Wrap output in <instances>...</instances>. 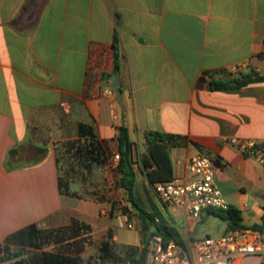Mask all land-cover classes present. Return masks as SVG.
<instances>
[{"label":"crops","instance_id":"crops-1","mask_svg":"<svg viewBox=\"0 0 264 264\" xmlns=\"http://www.w3.org/2000/svg\"><path fill=\"white\" fill-rule=\"evenodd\" d=\"M251 72L264 74V0H0V264H45L39 234L64 236L72 228V242L81 245L96 233L108 203L73 184L74 195H62L57 148L72 140V153L83 159L78 149L94 141L105 163L85 162L87 170L107 166L118 154L121 126L133 143L134 167L149 154L148 132L184 137L170 148L172 176L188 174L190 157H210L245 230L260 225L264 165L228 141L250 140L264 150V81L232 91L209 86ZM114 74L120 94L109 86ZM27 146L40 150L38 157L10 169L11 151ZM140 176L147 177L144 169ZM158 212L184 245L202 238L184 213L163 204ZM119 232L112 240L123 251L115 253L143 248L140 230ZM212 233L205 237L222 234ZM231 264H264V256Z\"/></svg>","mask_w":264,"mask_h":264},{"label":"trees","instance_id":"trees-1","mask_svg":"<svg viewBox=\"0 0 264 264\" xmlns=\"http://www.w3.org/2000/svg\"><path fill=\"white\" fill-rule=\"evenodd\" d=\"M113 52H114V72L117 73L120 69L119 60V48H118V38L117 34L114 35L113 40ZM264 74L260 75L257 72H251L248 74L239 75L231 80H212L209 84L210 90L212 91H232L238 90L242 87L247 86L253 82H263ZM85 126L80 127V135H84L83 131ZM91 137L93 135L90 133ZM118 141V154L120 156V160L118 165L114 168L115 174L117 177L118 186L124 190L127 202L130 204L132 208L138 207L139 211L137 215L141 218V222L143 225V230L149 232V235L160 233L164 236L165 240L168 241L170 239H174L179 241L177 238L176 229L169 225L165 219L164 214L160 212L156 213H147L143 211L134 198V189L136 185V169L134 167V161L132 157V146L133 143L130 140L128 128L125 126L119 127V135L117 137ZM185 138L182 136L163 133L159 131H151L146 134V144L148 146V155L144 157L142 160V168L146 170L148 167H153L152 162L156 165V168L146 171V175L148 181L151 184H155L157 182H165L168 179L172 178V162L170 157V148L179 146L183 144ZM78 151L82 153L83 160L90 164H98L102 165L105 163L104 159H101L102 153L94 143L91 141L87 146L79 148ZM11 158L8 161V167L10 169L17 168L20 163L15 161V157L17 156V149L11 151ZM87 165V166H88ZM59 186L62 195L71 196L74 195L70 192L68 184L62 178H60ZM75 197L80 198L75 195ZM112 212L115 209V205L112 206ZM128 211L127 208L124 209ZM264 211V208H263ZM209 215L213 214L217 218H220L227 224L226 232L245 230L246 226L242 224L243 218L242 213L235 207L230 206L227 210L222 209H212L207 212ZM158 218L159 223L155 220ZM252 231L255 232H263L264 230V212L262 215V223L260 225L256 224L250 227ZM72 230V228H71ZM80 229H74V232L78 233ZM142 245L143 248L138 250L131 246L124 247V256L115 253L113 250V246L108 242L104 241L100 248L101 258L103 261H108L114 264H148V239H144V235H142ZM40 248L46 240H49L52 235H40ZM43 259L46 261L45 264H72V257L69 255H62L60 253L51 254L45 253ZM21 264V263H19Z\"/></svg>","mask_w":264,"mask_h":264},{"label":"built area","instance_id":"built-area-1","mask_svg":"<svg viewBox=\"0 0 264 264\" xmlns=\"http://www.w3.org/2000/svg\"><path fill=\"white\" fill-rule=\"evenodd\" d=\"M228 142L264 165V150L254 141L233 138ZM119 160L116 154L114 168ZM215 168L213 159L196 154L188 160L187 175L157 182L153 191L170 211L182 212L193 221H199L209 210L230 207L216 181ZM155 221L159 223L158 218ZM128 227L134 228L133 224ZM148 240L149 264H231L239 257L264 256V231H231L198 238L189 245L174 239L166 241L160 233L150 234Z\"/></svg>","mask_w":264,"mask_h":264},{"label":"rangeland","instance_id":"rangeland-1","mask_svg":"<svg viewBox=\"0 0 264 264\" xmlns=\"http://www.w3.org/2000/svg\"><path fill=\"white\" fill-rule=\"evenodd\" d=\"M83 141L78 140L74 144H80L83 146ZM60 158V172L62 179L67 182L70 191H72V184L74 189L80 190L83 195H95L97 199L102 202H107V208H104V214L99 212L101 219L96 224V233L93 235H87L82 240V244L79 241L72 242V238L76 235L69 230L64 236H54L49 240H46L42 245V249L46 253H62V255L72 254L78 255L76 264H111L103 261L100 255L101 243L108 241L113 243V248L118 253L123 251V245L116 244L112 237L115 235V231L121 233H136V230H140L144 239L149 237V232L143 230L141 218L137 215L138 211L130 206L127 202V197L123 189L117 184V178L113 166V158H110V162L107 166L94 167L92 171L87 170L85 161L74 155L75 150L72 153V140L66 143H62L57 148ZM39 151L37 148L27 146L21 147L17 150V156L15 161L18 163H28L35 160ZM112 153L110 154V157ZM78 158V159H77ZM88 165V164H87ZM152 167L146 168L145 171H149ZM137 171V180L134 189V198L140 208L147 213H156L163 204L159 197L153 191L154 184L148 181L146 176H140L142 167L138 162L135 165ZM87 171L88 174H85ZM115 205V209L112 212V206ZM127 208L128 211L124 209ZM72 220V218H71ZM123 222V225H121ZM128 224H133L134 228H129ZM179 226V224H177ZM227 224L220 218H217L213 214L209 217L203 218L197 221L195 228L196 231H192L193 235L204 238L208 232H214L216 230L226 234ZM55 232V231H54ZM53 232V233H54ZM119 232V233H120ZM90 230L82 231V234H88ZM120 233V234H121ZM213 234V233H212ZM204 236V237H203ZM72 243H75V245ZM122 248V249H121ZM142 249V248H141ZM124 255V254H123ZM149 258V257H148ZM13 264V263H12ZM114 264V263H113Z\"/></svg>","mask_w":264,"mask_h":264},{"label":"water","instance_id":"water-1","mask_svg":"<svg viewBox=\"0 0 264 264\" xmlns=\"http://www.w3.org/2000/svg\"><path fill=\"white\" fill-rule=\"evenodd\" d=\"M109 86L115 90L116 94H120V89L118 88V82H117V78H116V75L114 74L111 79H110V82H109ZM135 211H139V208L138 207H135L134 208Z\"/></svg>","mask_w":264,"mask_h":264}]
</instances>
